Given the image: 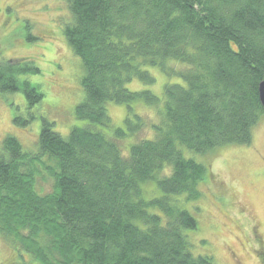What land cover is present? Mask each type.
Listing matches in <instances>:
<instances>
[{"label":"trees","instance_id":"trees-1","mask_svg":"<svg viewBox=\"0 0 264 264\" xmlns=\"http://www.w3.org/2000/svg\"><path fill=\"white\" fill-rule=\"evenodd\" d=\"M66 1L72 19L62 33L83 68L74 117L84 123L63 137L41 116L37 152L2 140L0 237L38 264H217L192 251L198 220L183 206L212 175L184 152L252 143L264 113V0ZM144 65L181 82L166 83L162 97L130 92L133 78L154 84ZM39 71L27 58L0 63V92L38 104L40 87L21 75ZM134 101L146 116L127 113L125 128H113L106 104L131 110ZM146 126L124 156L121 141ZM38 178L51 190L41 193Z\"/></svg>","mask_w":264,"mask_h":264},{"label":"rangeland","instance_id":"rangeland-1","mask_svg":"<svg viewBox=\"0 0 264 264\" xmlns=\"http://www.w3.org/2000/svg\"><path fill=\"white\" fill-rule=\"evenodd\" d=\"M71 19L66 0H0V63L31 59L39 67V73L21 77L38 85L43 93L38 104L27 106L21 92H0V151L2 140L11 135L20 141L24 151L37 152L41 116L53 121V129L63 137L72 126L84 123L74 117L75 106L83 99L80 85L83 68L62 33ZM29 36L37 39L31 41ZM170 64L186 66L177 61ZM142 69L154 78V84L133 78L126 84L130 92L148 90L162 97L166 83L181 82L156 66L144 65ZM106 105L111 126L122 129L127 113L145 117V109H150L141 101H134L131 110L126 104ZM30 114L34 119H29ZM17 116L24 120L22 124L14 122ZM147 126L121 141L124 156L133 141L150 134ZM251 141L249 145L222 146L200 155L184 152L207 165L212 175L202 184L200 198L183 206L198 220L196 230L189 232L194 242L192 251L212 256L217 264H264V113L253 127ZM36 183L41 193L51 190L49 179L38 178ZM153 188L150 183L144 187L147 194ZM158 190L151 196L160 195ZM200 241L205 242L201 245ZM0 264L38 263L16 243L0 237Z\"/></svg>","mask_w":264,"mask_h":264},{"label":"water","instance_id":"water-1","mask_svg":"<svg viewBox=\"0 0 264 264\" xmlns=\"http://www.w3.org/2000/svg\"><path fill=\"white\" fill-rule=\"evenodd\" d=\"M258 98H260L261 107L264 109V80L258 85Z\"/></svg>","mask_w":264,"mask_h":264}]
</instances>
